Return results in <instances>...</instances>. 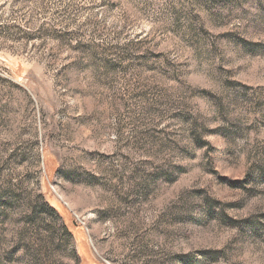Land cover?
I'll return each instance as SVG.
<instances>
[{
  "label": "rangeland",
  "instance_id": "1",
  "mask_svg": "<svg viewBox=\"0 0 264 264\" xmlns=\"http://www.w3.org/2000/svg\"><path fill=\"white\" fill-rule=\"evenodd\" d=\"M0 264H264V0H0Z\"/></svg>",
  "mask_w": 264,
  "mask_h": 264
}]
</instances>
